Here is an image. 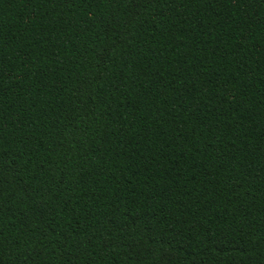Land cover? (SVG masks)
<instances>
[{
  "label": "trees",
  "instance_id": "obj_1",
  "mask_svg": "<svg viewBox=\"0 0 264 264\" xmlns=\"http://www.w3.org/2000/svg\"><path fill=\"white\" fill-rule=\"evenodd\" d=\"M0 264H264V0H0Z\"/></svg>",
  "mask_w": 264,
  "mask_h": 264
}]
</instances>
